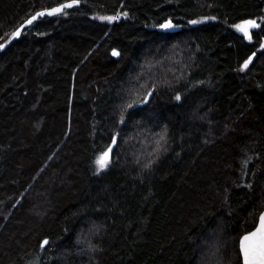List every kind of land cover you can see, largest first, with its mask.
<instances>
[{
    "label": "trees",
    "instance_id": "trees-1",
    "mask_svg": "<svg viewBox=\"0 0 264 264\" xmlns=\"http://www.w3.org/2000/svg\"><path fill=\"white\" fill-rule=\"evenodd\" d=\"M263 13L0 0V264H243L264 211Z\"/></svg>",
    "mask_w": 264,
    "mask_h": 264
},
{
    "label": "water",
    "instance_id": "water-1",
    "mask_svg": "<svg viewBox=\"0 0 264 264\" xmlns=\"http://www.w3.org/2000/svg\"><path fill=\"white\" fill-rule=\"evenodd\" d=\"M78 4H79V2H76V3L67 2V3L61 4L59 6H56L54 8H50V9H48V10L42 12V13L37 14L34 18L30 19L26 23L25 26L31 25L32 23H34L35 21L39 20L40 18L48 17V16H54V15L60 14V13L64 12L66 9L70 8L67 5H71V7H72V6L78 5ZM56 10H59V11H56ZM251 22H254L255 26H253V24ZM259 26H260L259 25V21L257 19L252 18V19H247V20H244V21L240 22L238 24V29H240L241 32L244 34V36L249 39L251 37V32L256 30V29H258ZM113 55L116 58H118L119 57V52L117 50H114L113 51ZM152 95H153V92L151 91L149 93L148 97H147V101H149L151 99ZM142 106H143V103H138V104L135 105L134 109H136L138 107H142ZM261 217H264V211L261 213V215L259 217V221H258V224H257L256 228L254 230H252L251 232L243 235L241 240H240V249H241L243 264H245V256H244V251H243V248H242V243H244V237L251 236V234L253 232H255L260 227ZM248 243H251V242H248ZM255 264H260V257L258 255L255 258Z\"/></svg>",
    "mask_w": 264,
    "mask_h": 264
},
{
    "label": "snow or ice",
    "instance_id": "snow-or-ice-1",
    "mask_svg": "<svg viewBox=\"0 0 264 264\" xmlns=\"http://www.w3.org/2000/svg\"><path fill=\"white\" fill-rule=\"evenodd\" d=\"M67 6L71 7V5ZM251 23L253 26H255L254 22ZM245 67H247V65H245ZM103 163L104 161L101 160L102 165ZM242 248L245 256V264H255V258L257 255L260 257V264H264V217H261L260 227L255 232H253L251 236L244 237Z\"/></svg>",
    "mask_w": 264,
    "mask_h": 264
},
{
    "label": "rangeland",
    "instance_id": "rangeland-1",
    "mask_svg": "<svg viewBox=\"0 0 264 264\" xmlns=\"http://www.w3.org/2000/svg\"><path fill=\"white\" fill-rule=\"evenodd\" d=\"M176 26H174L172 23H168L162 26L163 30H173ZM101 160L104 161L103 165L101 164ZM110 162V152L103 154L101 158L98 160V167L100 170H104L107 168L108 164Z\"/></svg>",
    "mask_w": 264,
    "mask_h": 264
},
{
    "label": "bare ground",
    "instance_id": "bare-ground-1",
    "mask_svg": "<svg viewBox=\"0 0 264 264\" xmlns=\"http://www.w3.org/2000/svg\"><path fill=\"white\" fill-rule=\"evenodd\" d=\"M95 12H97V11H95ZM98 13V12H97ZM264 14V13H263ZM95 15H97V14H95ZM103 16V15H102ZM102 16H100V17H102ZM106 16V15H105ZM119 16V15H118ZM97 18V17H96ZM112 19V18H111ZM103 21H105V20H103ZM113 21H115V20H113ZM263 21V20H262ZM102 22V21H101ZM111 22V21H110ZM119 22V21H118ZM117 22V23H118ZM264 22V21H263ZM109 23V22H108ZM261 23V22H260ZM108 25V24H107ZM262 25V24H261ZM109 26V25H108ZM260 37V36H259ZM263 38V37H262ZM173 41H174V39H173ZM259 42H260V40H259ZM260 45V44H259ZM263 48V47H262ZM161 52V51H160Z\"/></svg>",
    "mask_w": 264,
    "mask_h": 264
}]
</instances>
